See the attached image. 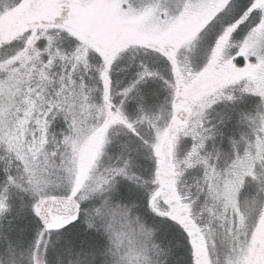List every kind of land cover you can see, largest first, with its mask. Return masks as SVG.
I'll list each match as a JSON object with an SVG mask.
<instances>
[{"label":"snow or ice","instance_id":"1","mask_svg":"<svg viewBox=\"0 0 264 264\" xmlns=\"http://www.w3.org/2000/svg\"><path fill=\"white\" fill-rule=\"evenodd\" d=\"M0 173V264H264V0H0Z\"/></svg>","mask_w":264,"mask_h":264},{"label":"rangeland","instance_id":"2","mask_svg":"<svg viewBox=\"0 0 264 264\" xmlns=\"http://www.w3.org/2000/svg\"><path fill=\"white\" fill-rule=\"evenodd\" d=\"M245 31H246V29H245ZM241 38H242V34L235 36V39H237V40H239ZM122 67H124L125 71H126V66H122ZM117 75L120 76L121 78H124V73L123 72L118 71ZM153 87L156 88V89H159V84H155V85H153ZM159 99H163L162 91H159ZM147 163H150V162H147ZM0 175H2V173H0ZM184 258L185 257H184L183 253L178 254L176 256V258H175V264H182Z\"/></svg>","mask_w":264,"mask_h":264}]
</instances>
